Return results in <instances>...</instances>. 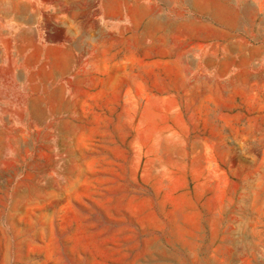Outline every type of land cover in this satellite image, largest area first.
<instances>
[{
  "label": "rangeland",
  "instance_id": "rangeland-1",
  "mask_svg": "<svg viewBox=\"0 0 264 264\" xmlns=\"http://www.w3.org/2000/svg\"><path fill=\"white\" fill-rule=\"evenodd\" d=\"M196 1L0 0V264H264V0Z\"/></svg>",
  "mask_w": 264,
  "mask_h": 264
},
{
  "label": "crops",
  "instance_id": "crops-1",
  "mask_svg": "<svg viewBox=\"0 0 264 264\" xmlns=\"http://www.w3.org/2000/svg\"><path fill=\"white\" fill-rule=\"evenodd\" d=\"M225 2H228L225 0ZM188 9H189V14L192 16L198 17L200 15H206L207 14V10L202 9V7L197 4L196 0H188ZM198 15V16H197ZM202 27H205V24L198 22ZM216 33L220 35L221 41L222 43L224 42L226 44V51H227V45H228V36H229V28L228 25L226 24L224 27L220 28H216L215 29ZM224 37V38H223ZM200 39L197 41V44H202V42L205 40V38L203 37H196V40ZM224 39V41H223ZM196 43V41H195ZM224 83L227 84L228 82V69L225 70L224 72V77H223V73H220V78H217V80L213 81V85L218 86V85H222ZM219 98V99H218ZM215 97V99L220 100V107H217L214 109V111L212 112V116H213V120H212V124L214 126L215 130H222L224 125L226 124L227 118L229 116V110H228V95H227V91L225 93V95L223 96L222 94H220L219 96ZM225 100V106L224 108L222 107L223 105V101Z\"/></svg>",
  "mask_w": 264,
  "mask_h": 264
}]
</instances>
